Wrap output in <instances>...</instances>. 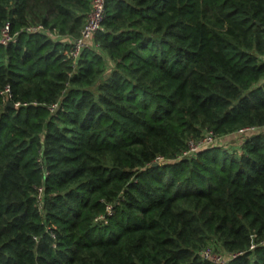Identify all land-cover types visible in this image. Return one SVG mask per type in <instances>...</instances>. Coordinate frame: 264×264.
I'll use <instances>...</instances> for the list:
<instances>
[{
	"label": "trees",
	"instance_id": "1",
	"mask_svg": "<svg viewBox=\"0 0 264 264\" xmlns=\"http://www.w3.org/2000/svg\"><path fill=\"white\" fill-rule=\"evenodd\" d=\"M104 8L74 63L90 0H0V264H264V0Z\"/></svg>",
	"mask_w": 264,
	"mask_h": 264
},
{
	"label": "built area",
	"instance_id": "2",
	"mask_svg": "<svg viewBox=\"0 0 264 264\" xmlns=\"http://www.w3.org/2000/svg\"><path fill=\"white\" fill-rule=\"evenodd\" d=\"M105 0H90V9L87 14L86 21L84 23L83 28L80 31V35L77 38L69 39V47L65 51L67 57L72 59V61L75 63L81 54L82 50L85 47H88L90 45V41L92 40L95 32L99 29H101V23L105 16V8H104ZM26 31L28 32H46V29L41 25H34L26 28ZM51 37L53 39H68L65 37H61L58 34H51ZM11 39V37L8 35V27H5L1 31L0 36V42L5 44ZM4 95L8 97L9 95V87L6 86L4 89ZM17 106V105H16ZM57 105H53L51 110H54ZM260 128L258 127H245L240 130H238V133L240 134H249L253 132L259 131ZM219 137H216L212 131H205L201 138L196 141H189L188 142V148L179 156H191L198 150H201L205 147L211 146L214 143L217 142ZM163 160V157H157L156 161L161 162ZM37 201L39 202V208H41V200H42V189L38 188V192L36 194ZM107 214H112V206H108L107 208ZM98 219L102 220L104 217H99ZM201 256L202 258L211 261L213 264H228V261L231 258H234L236 254L231 253H222L219 251H215L211 247H206L201 250Z\"/></svg>",
	"mask_w": 264,
	"mask_h": 264
},
{
	"label": "rangeland",
	"instance_id": "3",
	"mask_svg": "<svg viewBox=\"0 0 264 264\" xmlns=\"http://www.w3.org/2000/svg\"><path fill=\"white\" fill-rule=\"evenodd\" d=\"M247 136V133L240 134L238 132L218 138L217 142L226 147H236L241 143V140Z\"/></svg>",
	"mask_w": 264,
	"mask_h": 264
},
{
	"label": "water",
	"instance_id": "4",
	"mask_svg": "<svg viewBox=\"0 0 264 264\" xmlns=\"http://www.w3.org/2000/svg\"><path fill=\"white\" fill-rule=\"evenodd\" d=\"M158 163L157 162H155V163H153V166H155V165H157Z\"/></svg>",
	"mask_w": 264,
	"mask_h": 264
}]
</instances>
